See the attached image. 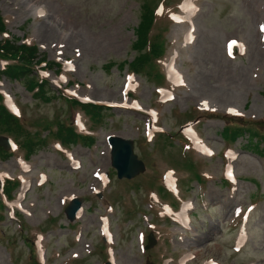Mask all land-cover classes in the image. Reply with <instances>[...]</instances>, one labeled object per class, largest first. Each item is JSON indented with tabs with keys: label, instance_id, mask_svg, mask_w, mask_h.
Listing matches in <instances>:
<instances>
[{
	"label": "rangeland",
	"instance_id": "rangeland-1",
	"mask_svg": "<svg viewBox=\"0 0 264 264\" xmlns=\"http://www.w3.org/2000/svg\"><path fill=\"white\" fill-rule=\"evenodd\" d=\"M159 1L174 6V0H0L7 37L33 43L36 58L52 63L42 73L48 99L0 74V99L20 111L24 131L18 132L41 141L28 152L26 139L8 135L18 143L15 158L0 154V178L21 179L11 191L12 184H5V196L14 199L10 208L0 197V264H34L36 231L44 235L42 264H103L99 245L105 238L112 264H150L145 245L161 256L164 262L157 264H264V0H181L174 22L154 17L151 35L159 34L162 60L146 61L128 76L129 63L139 55L143 60V50L134 51L135 29L146 6ZM66 98L108 107L92 122ZM153 108L154 128L163 133L146 142ZM75 112L85 117L91 143L78 138L64 144L55 135L56 127L72 125ZM199 114L206 119L193 120ZM233 126L239 134H222ZM178 129L194 144L195 150L185 149L192 154L182 152ZM110 138L132 146L133 179L124 191L119 188L126 181H118L112 168ZM56 141L68 148L64 156ZM16 156L26 162L19 164ZM201 169L210 176L205 183ZM165 171L184 194V205L167 222L169 248L163 233L155 235V245L146 235L152 216L145 188H156ZM159 191L162 202L171 200ZM92 194L109 200L111 211ZM72 199L80 213L70 218ZM183 215L188 222L180 221Z\"/></svg>",
	"mask_w": 264,
	"mask_h": 264
},
{
	"label": "trees",
	"instance_id": "trees-1",
	"mask_svg": "<svg viewBox=\"0 0 264 264\" xmlns=\"http://www.w3.org/2000/svg\"><path fill=\"white\" fill-rule=\"evenodd\" d=\"M146 8L148 12L142 15L143 22H141L140 25L135 29L137 42L134 43L136 48H134V51L143 50V60L140 61L141 55H139V57L134 58V60L129 63V72L134 74H136L135 71H138L144 62L158 59V56L162 55L163 52V44L160 40L159 34L156 33L151 35V27L154 21L152 9H149L147 6ZM4 25L5 23L0 17V60L4 61V65L0 69V74L2 73L7 75L8 77L14 78L24 84L27 89L31 90L30 92L33 93L34 97L48 99L45 96V92L47 91L46 84L48 82L43 76L39 74V72L47 70L49 66L52 65V63L43 62L44 60L42 57L36 58L37 49L33 43H28L25 41L17 43V40H13L7 37V35L2 36L3 33L6 34ZM65 100L78 104L80 108L89 115V118L92 120V122L97 121L93 116H98L100 110L106 108L104 105L94 104L91 102L83 103L78 100H73L72 98H66ZM75 113L80 115L79 112ZM206 114H208V112H206L204 115ZM81 119L84 122L83 124L86 126L85 117H82ZM0 125L3 126V129L0 130V133H3L7 136H13V134L18 133L20 137L26 139V143H23V145L26 147L28 152L33 150L34 145L41 142L38 137L35 139V141H33L31 137H29V135L25 132H18V129L24 131L22 122L17 115L9 112L3 103H0ZM240 130L241 129L239 126H233L231 128H226L222 134H225V136L228 138H233L235 135L240 133ZM53 131L64 144L71 142L74 143L78 138L83 139V142L87 144L92 142L91 137L87 135V133H89L91 130L87 128L85 133V131H82L81 128H75L73 123L71 126H68V124H65V126H58ZM36 135L38 136V133ZM16 144L18 145L17 142ZM4 153L7 152H5L0 147V154ZM9 184H12V186H9L8 189L11 191L13 186L16 185V182L6 181V185ZM1 220L2 218L0 217V221ZM34 234L35 233L31 234V240L33 239ZM31 248L33 249L32 245ZM34 264H37L36 261Z\"/></svg>",
	"mask_w": 264,
	"mask_h": 264
},
{
	"label": "water",
	"instance_id": "water-1",
	"mask_svg": "<svg viewBox=\"0 0 264 264\" xmlns=\"http://www.w3.org/2000/svg\"><path fill=\"white\" fill-rule=\"evenodd\" d=\"M109 143L114 147L112 156V167L116 170L117 178L125 177L129 178L128 167L129 159L131 157V145L122 139L110 138ZM7 140L4 137H0V145L6 148ZM77 201L73 202V206L70 208L68 215L71 218L77 207ZM110 264V263H106Z\"/></svg>",
	"mask_w": 264,
	"mask_h": 264
}]
</instances>
